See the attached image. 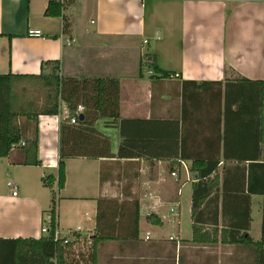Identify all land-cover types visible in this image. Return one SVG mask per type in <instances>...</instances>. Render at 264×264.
<instances>
[{
    "label": "crops",
    "instance_id": "obj_1",
    "mask_svg": "<svg viewBox=\"0 0 264 264\" xmlns=\"http://www.w3.org/2000/svg\"><path fill=\"white\" fill-rule=\"evenodd\" d=\"M50 2L62 17L45 15ZM147 55L173 75L156 76ZM51 62L64 77L120 82L122 123L97 124L113 158L66 160L63 237L111 238L97 264H264V109L245 82H264V0H0V75L49 76ZM67 113L39 119L42 166L22 165L17 147L0 158V264H46L29 241L49 236L58 184L43 181L58 177ZM216 165L218 189L193 218L197 177Z\"/></svg>",
    "mask_w": 264,
    "mask_h": 264
},
{
    "label": "trees",
    "instance_id": "obj_2",
    "mask_svg": "<svg viewBox=\"0 0 264 264\" xmlns=\"http://www.w3.org/2000/svg\"><path fill=\"white\" fill-rule=\"evenodd\" d=\"M74 1V0H72ZM47 17H62V9L50 2L45 13ZM71 23L65 18L64 31L70 33ZM150 68L156 76L170 78L173 73L166 72L157 64L155 56L147 55ZM52 67V73L47 76L0 75V158L9 156L13 146L20 148L22 165L42 166L38 158V129L40 117H57L61 114V106L68 109L66 118L60 125L58 177L49 176L44 179V185L53 190L57 182L58 190H64L66 183V160L71 158H113L111 140L97 129V124L104 121L122 123L120 115V82L111 78H69L61 74L58 62L45 63ZM259 89L260 106L264 109V82L249 83ZM84 106L85 111L78 122L70 124L77 108ZM241 110L238 108L237 113ZM262 115V113H261ZM35 128L32 139L27 133ZM22 142L24 144H22ZM124 145V143L122 144ZM118 156H123V147ZM241 163V161H238ZM210 172L199 173L194 185L192 214L193 218L204 203L217 191L219 186L218 165L210 168ZM196 171V164L191 172ZM225 185V180H223ZM54 193V191H53ZM51 216V234L39 241H29L30 245L42 246L38 258L46 264H97V249L101 242L110 241L108 237H85L74 233V241L65 244V240H54V230L57 221V205L53 195ZM147 221L155 226H161V220L156 216H148ZM139 224V213L136 215V225ZM200 230L194 228V240ZM90 239V240H89ZM90 242V245H89ZM215 241L209 242L213 243Z\"/></svg>",
    "mask_w": 264,
    "mask_h": 264
},
{
    "label": "built area",
    "instance_id": "obj_3",
    "mask_svg": "<svg viewBox=\"0 0 264 264\" xmlns=\"http://www.w3.org/2000/svg\"><path fill=\"white\" fill-rule=\"evenodd\" d=\"M53 1L56 2L57 4L62 5L63 7H65V6H66L70 1H72V0H53ZM204 1H210V0H204ZM42 36H43V35H42L41 31H38V30H31V31L28 32V37H29V38H36V39H38V38H41ZM145 43H147V41H145ZM84 111H85L84 106H79V107L77 108V110H76L74 116L71 118V120H70V124H71V125L76 124V123L78 122L79 117L82 116V114L84 113ZM13 148H16V146H13ZM173 176L175 177L176 174H173ZM8 185H9L10 187H12L13 184H12V183H9ZM17 194H18V192L15 190V191L13 192V195H14V196H17ZM50 224H51V216H49V221L47 222L46 227H44V228L42 229V233L47 234V235H50V234H51ZM80 231H81L80 228H78L76 231H69V232H68V236L63 237V236L61 235V232H60V230H59L58 224H57V222H56V228H55V230H54V240H55V241H59V240H64V239H66V240H65V244H67V243H69V242H71V241H74V236H73L74 233H80ZM89 240H90V239H89ZM89 245H90V242H89Z\"/></svg>",
    "mask_w": 264,
    "mask_h": 264
},
{
    "label": "rangeland",
    "instance_id": "obj_4",
    "mask_svg": "<svg viewBox=\"0 0 264 264\" xmlns=\"http://www.w3.org/2000/svg\"><path fill=\"white\" fill-rule=\"evenodd\" d=\"M149 61H147V64H149L148 63ZM145 70L147 71V69L145 68ZM64 77V76H63ZM64 107V106H63ZM79 174H81V171H79ZM79 174H78V172H76L75 170L73 171V176L70 178L72 181V183H73V186L76 188V185H78V176H79ZM2 179V180H1ZM0 180V182H1V185H3V182H5V181H3V178H1ZM60 191L59 190H55L54 191V193H53V195H54V198H55V202H56V207H57V209H58V204H59V199H60V197H64V193H63V191L61 190V195H60V193H59ZM52 200H53V198H52ZM48 221H49V219H48Z\"/></svg>",
    "mask_w": 264,
    "mask_h": 264
},
{
    "label": "water",
    "instance_id": "obj_5",
    "mask_svg": "<svg viewBox=\"0 0 264 264\" xmlns=\"http://www.w3.org/2000/svg\"><path fill=\"white\" fill-rule=\"evenodd\" d=\"M80 119L82 120L83 119V116H80Z\"/></svg>",
    "mask_w": 264,
    "mask_h": 264
}]
</instances>
